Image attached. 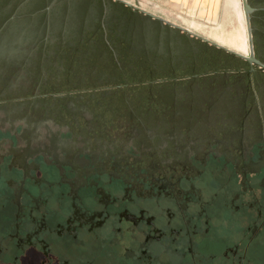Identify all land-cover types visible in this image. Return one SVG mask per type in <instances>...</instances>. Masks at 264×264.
Here are the masks:
<instances>
[{
  "label": "flooded vegetation",
  "instance_id": "1",
  "mask_svg": "<svg viewBox=\"0 0 264 264\" xmlns=\"http://www.w3.org/2000/svg\"><path fill=\"white\" fill-rule=\"evenodd\" d=\"M260 1H249L252 44ZM177 30L116 0H0V63L15 67L14 88L0 92V264H264L260 66L218 48L245 69L231 80L147 75L186 83L112 107L113 117L73 100L53 112L42 78L17 88L52 59L49 47L175 68Z\"/></svg>",
  "mask_w": 264,
  "mask_h": 264
},
{
  "label": "rangeland",
  "instance_id": "2",
  "mask_svg": "<svg viewBox=\"0 0 264 264\" xmlns=\"http://www.w3.org/2000/svg\"><path fill=\"white\" fill-rule=\"evenodd\" d=\"M125 1L188 29L206 38L208 42H215L232 51H240L235 47V44L242 42L244 50L241 52H246V31L240 0H207L206 3L185 4L183 7L180 4L151 0ZM253 26L255 28L253 34L254 56L264 62V29L257 25ZM236 35L242 37L241 42L235 38ZM161 40H165V36ZM27 41H32V39ZM171 41L174 45L171 58L175 68L171 67L166 71H163L162 67L153 66L160 62L149 65L147 62L141 63L140 60H132V53L129 54V51L127 54H123L122 51L117 50L120 63L118 65L113 61L111 52L98 46L59 49L49 47L47 51L51 52L52 59L49 58L45 61L41 71H33L31 77H27L31 80L30 86L26 87L19 83L21 86L17 88L31 89L33 82L42 78V82H46L43 88L54 95L53 98H47L45 101L47 106H51L53 112L66 100H73L74 103L71 102V105L94 107L95 112L103 110V107H108L105 109L104 116L113 117L115 114L111 113L112 107L146 105V96H151L149 95L150 91L155 95L156 90H165L175 86L177 89H181L182 84L186 83L183 81L160 83L154 82V80L148 82L151 78H160L157 76L158 74H166L169 77L171 74L178 76L195 72L210 76L216 71V74H219L218 78L222 74L231 80V77H227V75H233L236 68L245 69L246 67L244 62H239L227 53L220 52L218 48L208 42L204 43L199 38L184 34V32L178 30L172 32ZM154 54L157 60L166 57L161 52ZM184 65L191 66L193 71L184 70L182 67ZM14 69L15 67L11 64L0 63V92L14 88V86H9L12 81L10 76L15 74ZM256 73L263 74L258 69H256ZM150 74L154 77H147ZM257 79L255 88L261 86L263 89L264 77ZM262 79L263 81H261ZM123 83H126V86H123ZM117 84H120V87L117 88L119 93L126 90L125 100L127 103L119 99L120 94L115 92L114 88ZM104 89L110 90L105 94ZM57 95H66L67 97L66 99L60 97L58 101ZM151 104L153 105V103ZM125 115H129V110H125Z\"/></svg>",
  "mask_w": 264,
  "mask_h": 264
},
{
  "label": "water",
  "instance_id": "3",
  "mask_svg": "<svg viewBox=\"0 0 264 264\" xmlns=\"http://www.w3.org/2000/svg\"><path fill=\"white\" fill-rule=\"evenodd\" d=\"M122 4H124L125 6L128 7H132L133 9H137L139 12H141L142 14H144L145 16H148L158 22H161L163 24H166L172 28H176L179 29L180 31L184 32L185 34H189L191 36H195L197 38H199L201 41L203 42H208L206 38L201 37L193 32H191L188 29H185L179 25H176L174 23L168 22L167 20L163 19L162 17L155 15L153 13H150L148 11H145L141 8L136 7L135 5H132L131 3H129L128 1L125 0H116ZM240 7H241V11L243 14V18H244V23H245V31H246V44H247V52L245 53V55L238 53L236 51H232L228 48H224L221 45L215 43V42H208L209 44L215 46L216 48L222 49L240 59H243L244 61H246L249 65L251 64H256L258 66H260L263 70H264V64L261 63L258 59H256V57H254V53H253V44H252V27L250 25V14L256 10L255 7L251 6L248 0H240Z\"/></svg>",
  "mask_w": 264,
  "mask_h": 264
},
{
  "label": "crops",
  "instance_id": "4",
  "mask_svg": "<svg viewBox=\"0 0 264 264\" xmlns=\"http://www.w3.org/2000/svg\"><path fill=\"white\" fill-rule=\"evenodd\" d=\"M155 2H165V3H175V4H180L182 7L185 4H190V5H197V3H206L207 0H151Z\"/></svg>",
  "mask_w": 264,
  "mask_h": 264
},
{
  "label": "bare ground",
  "instance_id": "5",
  "mask_svg": "<svg viewBox=\"0 0 264 264\" xmlns=\"http://www.w3.org/2000/svg\"><path fill=\"white\" fill-rule=\"evenodd\" d=\"M237 36V35H236ZM235 38H237V39H239L240 40V42H241V36L239 35V36H237V37H235ZM244 47V46H243ZM238 50H240V51H238V52H240V53H243V52H241V50L243 51L244 49H242V48H240V49H238ZM246 52H247V49H246ZM245 52V53H246ZM245 53H243L244 55H245Z\"/></svg>",
  "mask_w": 264,
  "mask_h": 264
}]
</instances>
